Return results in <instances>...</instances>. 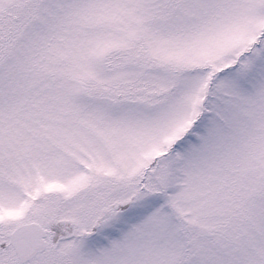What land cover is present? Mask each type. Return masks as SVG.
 I'll use <instances>...</instances> for the list:
<instances>
[{
	"label": "snow or ice",
	"instance_id": "1",
	"mask_svg": "<svg viewBox=\"0 0 264 264\" xmlns=\"http://www.w3.org/2000/svg\"><path fill=\"white\" fill-rule=\"evenodd\" d=\"M0 264H264V0H0Z\"/></svg>",
	"mask_w": 264,
	"mask_h": 264
}]
</instances>
